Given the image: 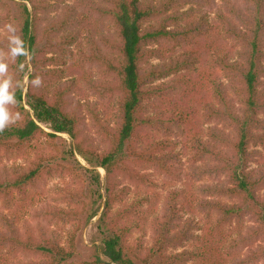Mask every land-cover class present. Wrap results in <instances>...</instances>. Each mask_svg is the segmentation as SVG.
<instances>
[{"label": "trees", "instance_id": "obj_1", "mask_svg": "<svg viewBox=\"0 0 264 264\" xmlns=\"http://www.w3.org/2000/svg\"><path fill=\"white\" fill-rule=\"evenodd\" d=\"M208 1L0 0V28L13 29L0 37V62L15 98L6 105L14 122L0 132V161L13 154L24 161L0 169V202L11 210L19 197L32 200V187L77 154L89 165L90 184L100 187L99 169L104 170L102 245L84 264H264V0H247L246 10L229 2V13H220L216 26L200 9ZM14 2L18 23L10 13ZM186 5L191 7L181 10ZM59 7L62 17L41 28V15ZM92 15L113 32L100 37L104 47L91 36L90 54L81 55L89 65L99 64L102 76L84 82L99 98L115 101L116 110L103 113L71 99L77 80H65L63 68L78 32H62ZM28 57L25 92L19 82ZM172 76L177 78L164 81ZM37 77L39 86L32 83ZM84 111L102 146L84 134ZM40 135L45 145L33 146ZM173 135L187 141L190 171L183 168ZM63 136L71 140L68 151L57 142ZM183 174L191 185L169 191L155 207L150 244L131 242L132 220L143 207L141 201L126 202L132 188L155 189L156 177L179 181ZM218 177L223 180L200 186V194L192 187L196 180ZM76 197L77 190H68V207L44 212L70 224L64 241L29 224L22 228L19 218L2 213L0 264H75L78 233L97 216ZM204 212L202 226L198 215ZM180 247L186 248L176 251ZM243 248L248 252L240 255Z\"/></svg>", "mask_w": 264, "mask_h": 264}, {"label": "rangeland", "instance_id": "obj_2", "mask_svg": "<svg viewBox=\"0 0 264 264\" xmlns=\"http://www.w3.org/2000/svg\"><path fill=\"white\" fill-rule=\"evenodd\" d=\"M74 2L75 0H68V4H74ZM229 2L239 5L243 9H245L246 6L250 5V3H247V0H209L207 3H204L200 9L204 13H206L212 25L216 26V24L220 23V13H229ZM18 4L19 2L10 3L11 17L17 23ZM190 7V5H186L184 8L182 7L181 10L185 11ZM62 8L63 7H59L58 10L52 11L50 14H42L40 25L41 28H45L51 18H54L56 20L61 18L63 13ZM194 8L199 7L194 6ZM3 11L4 8L0 5V14L3 13ZM85 18L86 20L82 21L80 23L81 25L70 26L66 32H62V35H66L71 31L78 32L77 40L71 46L73 56L68 59V64L66 66H63L65 72V80H77V88L71 98L73 101H79L81 104L84 105H87L89 103L90 105L97 107L101 113L105 112L106 109H109V111H114L116 110V104L114 100L112 101V99L110 100L107 98H99L97 93L92 90L87 83L84 82L85 79L92 81H100V79H102L100 65L97 63L89 65L88 63H86V59H83L81 56H87L88 54H90L89 39L91 36V39L97 41L101 47H104L100 37H102L103 35L112 36V27L110 26V24L108 25V23L105 24L101 22V20L96 15L86 16ZM12 32L13 29L11 28V25L4 26L3 28H0V37H9ZM220 42L222 44L225 43L230 47L232 46V42L228 39L222 40V38L220 37ZM5 56L7 58H10L9 54H5ZM157 62H159V60H153V63ZM21 70H23L24 77L23 80L19 82V86L23 87L26 92L28 84V74L31 71L29 57L25 61V64L22 66ZM173 78H177V76H172L164 81L169 82V80ZM223 82L227 84L228 80L223 79ZM27 109L29 110V108ZM84 115L86 117L85 123L83 125L84 134L93 138V142L95 144H100L102 146V143H100L101 135L97 132V129L94 126L91 114L87 111H84ZM114 119L115 117H112L113 125ZM206 126L207 124L204 125V128ZM41 127L46 131H49L48 124L41 123ZM161 137L168 138V136L163 133H161ZM170 139H172L176 143L175 151L178 154V157L181 158L184 170L190 171L191 151L188 146H185L187 142L186 139L178 135H173L170 137ZM45 141L46 137L40 135V137L32 145L43 146L45 145ZM57 142L62 146L63 150L68 151L72 147L71 140L67 136H63V140L59 139ZM23 162L24 161L21 157H17L14 154L9 157H4L3 155V159L0 161V169L2 170L4 167L10 168L15 166L16 164H22ZM56 167L61 168V171H55L54 175L47 178L45 182L39 183L37 186L32 187V189L30 190V194L33 195L32 200H30L28 196H26L25 199L19 197L17 198L16 203L14 204L11 210L6 209L5 205L0 202V216L2 213L13 215L19 218L21 223L19 224L20 227L24 228L26 227V224H29L36 230H46L48 236H55L64 241L67 238L68 232L70 230V224L58 218L53 220L51 217L44 215V212L47 210V208L50 207H68L71 201H64V193L68 190H77L78 196L80 197L76 198H80L88 202V205H92L91 213L94 211H96L97 213V216H95L86 225H84V227L82 228V230L79 231L77 236V255L73 262L75 264H84L85 262H90L91 260H93L94 254L98 250L100 252V246L102 245L98 231V218L103 210L102 206L105 203V172L104 170L99 169V172L101 174V186L97 187L95 185L90 184V182L86 179L85 168H89V165L84 160V158L78 154L75 155V157H71L69 163L63 162L60 163V165H57ZM184 177L185 176L183 174L182 178L179 181H173L170 178L158 176L156 177L158 179V182L160 183V187L158 188H132V192L129 194L126 202L128 203L134 200L141 201L143 207L140 212L134 216V219L132 220V224L136 227V229L130 236L131 242L133 240L141 238L144 244H150L152 236L151 220L154 215L155 207L157 205L160 206L162 198L169 191L179 188L190 187L191 181L187 179L188 177ZM221 180H223L222 177L209 178L207 180L199 181L196 180L194 181L196 183H194L192 187L194 191L199 192L200 186L204 187L207 184H217ZM125 184L128 183L125 182ZM99 192L102 197H100ZM200 196L203 197V195ZM198 219L199 222H201V225L203 226V224L207 221L205 212L199 213ZM198 234L202 236L203 231H198ZM185 248L186 247H180L176 251H182ZM247 252L248 249L243 248L242 250H240L239 254L244 255ZM18 257H23V255H19ZM258 264H262V262H259Z\"/></svg>", "mask_w": 264, "mask_h": 264}, {"label": "clouds", "instance_id": "obj_3", "mask_svg": "<svg viewBox=\"0 0 264 264\" xmlns=\"http://www.w3.org/2000/svg\"><path fill=\"white\" fill-rule=\"evenodd\" d=\"M16 54L19 55L22 53ZM6 72V64L0 62V132H3L9 124L14 122V118L11 116L6 107V105L8 104H15L14 94L9 91L11 82L8 79L4 78ZM32 83L36 86H39V84L41 83L40 78L37 77ZM16 118H19L18 114Z\"/></svg>", "mask_w": 264, "mask_h": 264}]
</instances>
